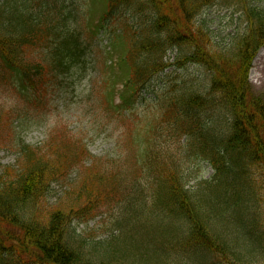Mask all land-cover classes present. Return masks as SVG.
I'll return each instance as SVG.
<instances>
[{
  "label": "trees",
  "instance_id": "trees-1",
  "mask_svg": "<svg viewBox=\"0 0 264 264\" xmlns=\"http://www.w3.org/2000/svg\"><path fill=\"white\" fill-rule=\"evenodd\" d=\"M261 1L103 0L98 28L114 26L109 29L114 43L123 38L120 61L127 92L139 94L166 67L210 66L208 86L217 98L183 87L178 95L158 102L162 120L184 119L199 107H222L220 128L213 124L207 131L202 124L198 138L188 134L213 173L188 186L179 162L159 159L147 134L153 130H137L133 140L139 141L141 165L151 179L133 177L131 168L118 173L116 190L127 203L125 216L116 221V233L101 240L72 228L78 218L72 205L58 202L42 211L36 207L51 179L78 163L74 149L62 146L63 153L51 160L43 147L22 145L23 168L11 181L0 183V264H124L126 253L103 257L99 252L102 247L116 250L124 244L118 240L121 233L133 230L167 236L160 241L144 234L140 249L151 247L153 252L146 264H264V96L255 95L248 83L251 61L264 44ZM87 2L0 0V71L8 68L20 74L33 95L45 91L58 75L85 73L92 45L77 17ZM214 3L232 6L246 23L230 56L214 52L208 31L201 22L196 26L201 12ZM172 49L178 54L167 62ZM130 103L125 100V106ZM156 161L162 165L156 166ZM109 200L95 202L104 205ZM93 203L86 207L88 216L95 215ZM125 219H134L137 227L121 225Z\"/></svg>",
  "mask_w": 264,
  "mask_h": 264
},
{
  "label": "rangeland",
  "instance_id": "rangeland-1",
  "mask_svg": "<svg viewBox=\"0 0 264 264\" xmlns=\"http://www.w3.org/2000/svg\"><path fill=\"white\" fill-rule=\"evenodd\" d=\"M93 2L88 0L89 8ZM260 5H264V0ZM101 6L103 8L102 2L95 0L92 9L86 11L85 16L80 11L77 17L80 26L86 21L90 26L88 28L92 30L91 24L100 15ZM203 11L197 18L196 26L201 22L204 30L208 31L214 52L230 56L234 50V40L243 33L246 23L232 6L214 3ZM90 34L93 47L86 72L73 70L64 77L61 76L41 96L32 98L31 92L21 87L19 75L13 71L6 68L0 71V183L4 180L11 181L23 168L22 145L43 147L51 160L55 158V154L63 153L60 151L62 146H70L76 153L75 160L78 163L73 164L68 171L65 170V174L58 179L49 180V192L36 207L42 211L54 207L58 202H63L66 206L72 205V211L78 217L72 221V228L83 237L102 240L115 230V222L122 215L125 206L117 197L122 191L114 190L111 173L131 168L139 172L144 182L151 179L141 166L144 158L139 150V142L136 143L137 138L134 141L129 136L131 132L135 130L136 133L144 126L150 127L153 131L147 134L154 141L159 159L165 162L175 159L189 180V186H195L198 181L209 178L213 170L197 156L195 146L191 145L190 135L198 138L202 124H206L207 131L212 130L213 124L215 128H220L224 113L222 107L209 105V108L205 106L193 110L184 119L171 117L162 120L163 110L159 99L166 98L167 95H178L183 87H192L205 97L217 98L208 86L212 73L210 66L206 64H189L183 68L172 66L152 77L146 83V88L141 90V99L132 107L134 113L129 117L126 113L110 108V97L117 95L121 86H104L108 72L119 74L118 71L107 69L105 62H117L119 49L114 48L113 52L107 47L108 39L103 32L97 36ZM118 46L122 50L125 44ZM177 54V49L168 51L165 61L171 62ZM255 58L249 70L248 83L255 95L264 96V57L262 60ZM108 59L110 61H106ZM141 135L143 134H140V138ZM155 165L159 167L162 163L158 164L156 161ZM110 198L111 201L104 205L95 202H105ZM90 203L94 205V216L86 215V207ZM134 219H125L121 225L135 228L138 223ZM144 234L148 237L156 236L160 241L165 240L163 236H166L157 232L145 231ZM144 234L140 235L134 230L131 233L123 231L118 240L124 244H118L116 250L102 247L99 255L109 257L126 253L124 264H146L153 252L151 247H147L145 251L140 249L139 244L146 241ZM119 247L123 249L118 250ZM143 252L147 255L141 258ZM161 257L165 258L164 255Z\"/></svg>",
  "mask_w": 264,
  "mask_h": 264
},
{
  "label": "bare ground",
  "instance_id": "bare-ground-1",
  "mask_svg": "<svg viewBox=\"0 0 264 264\" xmlns=\"http://www.w3.org/2000/svg\"><path fill=\"white\" fill-rule=\"evenodd\" d=\"M263 57H264V47L261 49L260 54H258L257 58H255V59H257V60H262ZM257 60H256V61H257ZM117 175H118V173L115 172V171H113V172L111 173V181H112V183L114 184V185H113L114 190H116V187L118 186ZM113 195H114V193H113ZM117 197H119V198L121 199L120 196H117ZM113 198H114V197H113ZM121 200H122V199H121Z\"/></svg>",
  "mask_w": 264,
  "mask_h": 264
}]
</instances>
